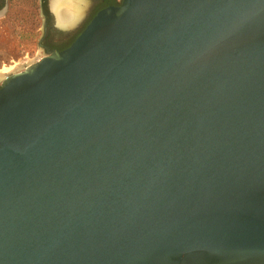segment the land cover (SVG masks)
<instances>
[{"label":"water","instance_id":"water-1","mask_svg":"<svg viewBox=\"0 0 264 264\" xmlns=\"http://www.w3.org/2000/svg\"><path fill=\"white\" fill-rule=\"evenodd\" d=\"M0 264H264V0H122L0 78Z\"/></svg>","mask_w":264,"mask_h":264},{"label":"flooded vegetation","instance_id":"flooded-vegetation-1","mask_svg":"<svg viewBox=\"0 0 264 264\" xmlns=\"http://www.w3.org/2000/svg\"><path fill=\"white\" fill-rule=\"evenodd\" d=\"M56 1L64 0H0V38L6 37L17 48V58L26 57L35 61L63 50L70 46L99 11L119 6L122 2L71 0L78 4V13L61 17L62 20L52 7ZM34 48L39 49L38 53L31 51Z\"/></svg>","mask_w":264,"mask_h":264},{"label":"bare ground","instance_id":"bare-ground-1","mask_svg":"<svg viewBox=\"0 0 264 264\" xmlns=\"http://www.w3.org/2000/svg\"><path fill=\"white\" fill-rule=\"evenodd\" d=\"M52 7L55 8V12L57 14V17H60L59 19H62L63 17H68V16L71 17V15H75L78 13L77 12L78 4L71 2V0H69V1H66V0L56 1V3ZM31 62H32V60L29 59V60H25L23 62L22 61L16 62L10 66H3L2 68H0V78H3L4 76H6L9 73L16 72V71L20 70L21 68H23V66H26Z\"/></svg>","mask_w":264,"mask_h":264},{"label":"rangeland","instance_id":"rangeland-1","mask_svg":"<svg viewBox=\"0 0 264 264\" xmlns=\"http://www.w3.org/2000/svg\"><path fill=\"white\" fill-rule=\"evenodd\" d=\"M38 50L39 49L34 48L31 51L32 52L34 51V53H38ZM17 52H18L17 48L14 47L12 43L8 39H6V37L0 38V68H2L3 66H10L16 62H21V61L23 62L25 60H28V58L26 57L17 58L16 57L18 54ZM28 56L31 57V55Z\"/></svg>","mask_w":264,"mask_h":264}]
</instances>
